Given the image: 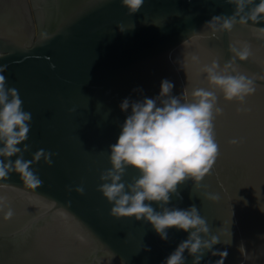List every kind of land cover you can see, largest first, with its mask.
Masks as SVG:
<instances>
[{"label":"water","instance_id":"1","mask_svg":"<svg viewBox=\"0 0 264 264\" xmlns=\"http://www.w3.org/2000/svg\"><path fill=\"white\" fill-rule=\"evenodd\" d=\"M233 10L225 0H144L132 15L121 0H0L2 74L32 114L24 159L41 148L58 153L51 167L32 166L43 181L37 189L15 172L0 181L14 211L11 219L0 212V264H162L187 239L190 233L171 228L163 241L149 223L111 216L112 204L97 191L130 114L119 105L156 97L164 79L174 96L215 90L223 110L213 121L219 153L210 173L178 186L168 207H197L219 237L213 251L228 253L224 264H264V22L216 37L205 27ZM234 41L252 52L236 61L255 87L243 103L226 101L203 72L214 60L227 62ZM138 176L129 167L123 181ZM81 184L84 195L74 191ZM219 259L207 252L201 264Z\"/></svg>","mask_w":264,"mask_h":264},{"label":"clouds","instance_id":"2","mask_svg":"<svg viewBox=\"0 0 264 264\" xmlns=\"http://www.w3.org/2000/svg\"><path fill=\"white\" fill-rule=\"evenodd\" d=\"M225 2L233 5L234 10L231 15H215L206 22L205 27L211 29L212 37H216L217 33H231L236 25L255 26L264 22V0H259V3L255 0ZM121 3L132 15L141 9L144 0H121ZM117 28L125 31L120 24ZM260 31L264 32V28ZM228 50L231 58L227 62L221 65L214 60L203 67V72L207 74L209 84L219 90L226 101L243 103L248 95L254 93L255 87L253 80L239 70L236 61H247L252 52L247 43L240 41L230 43ZM6 69L7 65H0V181L15 172L25 186L37 189L43 181L32 166L43 160L51 167L52 158L58 153L41 148L32 154L31 160L24 159V154L31 149L24 142L28 140L32 114L24 110L18 90L7 87L2 74ZM173 88L174 84L164 79L156 97L145 96L139 100L125 98L121 102L120 110L127 113L130 109V114L121 126L116 143L110 146L111 167L100 173L101 183L97 191L112 204L111 216L117 219L134 217L136 221L149 223L163 241L169 239L168 229L171 228L190 233L162 264H186V250L193 257L192 264H201L207 252L220 257L215 264H224L228 253L213 251L219 237L210 235L208 223L200 216L197 207H168L171 197L179 195L178 186L188 180L198 185L210 173L219 153L213 121L223 110L217 106L215 90L201 87L189 94L184 89L181 95L174 96ZM133 91L143 92L139 88ZM12 157L16 159L13 161ZM129 167L136 170L139 176L131 183H125L123 176ZM4 187L7 185L0 183V188ZM68 191L73 189L69 187ZM74 191L84 195L83 184L75 187ZM205 198L212 202L218 200L215 195ZM152 202L158 205L159 211L152 206ZM0 212H4L5 219L14 215L3 195H0ZM121 264H125L124 260Z\"/></svg>","mask_w":264,"mask_h":264}]
</instances>
